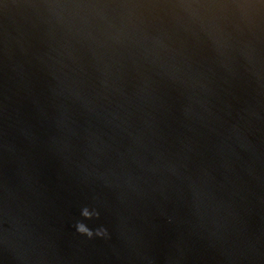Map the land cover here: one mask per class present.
I'll use <instances>...</instances> for the list:
<instances>
[{
    "label": "water",
    "instance_id": "obj_1",
    "mask_svg": "<svg viewBox=\"0 0 264 264\" xmlns=\"http://www.w3.org/2000/svg\"><path fill=\"white\" fill-rule=\"evenodd\" d=\"M0 264H264V0H0Z\"/></svg>",
    "mask_w": 264,
    "mask_h": 264
},
{
    "label": "clouds",
    "instance_id": "obj_2",
    "mask_svg": "<svg viewBox=\"0 0 264 264\" xmlns=\"http://www.w3.org/2000/svg\"><path fill=\"white\" fill-rule=\"evenodd\" d=\"M84 215L85 216L89 215L87 209H85ZM77 230L80 233L86 234L89 237H92L93 235H98V236H101V237H106L108 235V232H107L106 229H98L95 232H93L92 230H90L89 228H87L83 223H79L78 224V229Z\"/></svg>",
    "mask_w": 264,
    "mask_h": 264
}]
</instances>
